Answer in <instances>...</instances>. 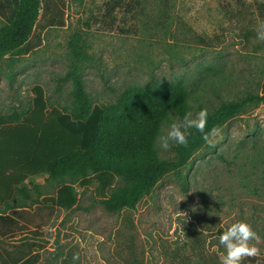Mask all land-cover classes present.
Wrapping results in <instances>:
<instances>
[{
  "label": "rangeland",
  "instance_id": "1",
  "mask_svg": "<svg viewBox=\"0 0 264 264\" xmlns=\"http://www.w3.org/2000/svg\"><path fill=\"white\" fill-rule=\"evenodd\" d=\"M41 4L28 42L0 58V114L26 109L36 85L51 104H68L71 81L63 77L73 65L96 106L115 102L129 87L177 80L184 81L187 111L194 113L206 108L210 115L224 103L260 92L264 40L257 39V29L264 23V0ZM6 22L0 14V28ZM181 117L172 114L162 130ZM175 146L157 147L158 155L173 160ZM45 179L32 177L26 184L45 185ZM121 184H75L74 207L46 208L38 215V196L17 198L30 222L11 235L0 232V241L8 250L35 243V264H221L217 237L242 220L258 236L249 242L259 250L250 258L264 263V103L217 128L185 166L167 172L133 209L107 211L103 202ZM54 192V183L41 191Z\"/></svg>",
  "mask_w": 264,
  "mask_h": 264
},
{
  "label": "trees",
  "instance_id": "2",
  "mask_svg": "<svg viewBox=\"0 0 264 264\" xmlns=\"http://www.w3.org/2000/svg\"><path fill=\"white\" fill-rule=\"evenodd\" d=\"M41 10V0H0V14L7 19L0 28V58L28 42ZM63 80L71 81L68 104H51L43 88L36 85L26 109L0 114V183L5 181L9 188L5 194L0 193V204L5 203L8 209L7 214H0L4 236L30 222L24 219L23 214L29 215L25 209L16 201L10 204L14 195L27 192L28 199L31 193L38 196L33 212L38 215L46 208L52 212L74 207L75 184L84 186L97 179L109 186L120 179L122 184L112 188L103 202L105 209H133L167 172L185 166L206 143L203 133L189 129L187 145L174 147L173 160L158 155L155 138L163 125L172 114L183 116L188 109L183 80L129 87L115 102L99 106L93 105L77 65L65 73ZM261 103L264 81L259 93L224 103L208 114L204 132ZM36 176H46L45 185L54 183V194L41 193L45 185L33 184L28 189L25 180ZM34 245L20 242L8 250L0 241V264H35L37 256L31 254ZM256 262L250 257L242 259V264Z\"/></svg>",
  "mask_w": 264,
  "mask_h": 264
},
{
  "label": "clouds",
  "instance_id": "3",
  "mask_svg": "<svg viewBox=\"0 0 264 264\" xmlns=\"http://www.w3.org/2000/svg\"><path fill=\"white\" fill-rule=\"evenodd\" d=\"M257 39L264 40V23L257 29ZM208 118L206 108H201L197 112L187 111L178 119L167 124L166 130L156 136L155 143L158 149L168 150L172 144L187 145L189 129H196L203 133V138L208 141L210 135H215L217 129L212 128L205 133L204 128ZM219 244L223 247V255L220 257L221 264H242L244 257L256 256L258 249L251 245V240H257L258 236L251 225L245 221L238 220L219 233ZM78 259V255H73V260Z\"/></svg>",
  "mask_w": 264,
  "mask_h": 264
},
{
  "label": "crops",
  "instance_id": "4",
  "mask_svg": "<svg viewBox=\"0 0 264 264\" xmlns=\"http://www.w3.org/2000/svg\"><path fill=\"white\" fill-rule=\"evenodd\" d=\"M26 183H27V180H25V184ZM39 184L42 185L43 181L40 182ZM39 184H37V185H39ZM6 186H8V184L5 183V181H2V183H0V193L5 194L9 190V188ZM29 189H31V187H29ZM26 194H27V192H24V193L18 194V195H14V197H12V199H9L10 204H13L12 202H15V200H18L17 198H19L21 200L28 199L27 198L28 196H26ZM19 206H21V203L19 204ZM21 208H22V206H21ZM23 209H25V208H23ZM7 213H8V209L5 205V203L0 204V214L5 215Z\"/></svg>",
  "mask_w": 264,
  "mask_h": 264
}]
</instances>
